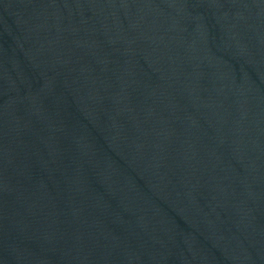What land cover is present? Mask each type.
<instances>
[{
  "label": "water",
  "instance_id": "water-1",
  "mask_svg": "<svg viewBox=\"0 0 264 264\" xmlns=\"http://www.w3.org/2000/svg\"><path fill=\"white\" fill-rule=\"evenodd\" d=\"M0 264H264V0H0Z\"/></svg>",
  "mask_w": 264,
  "mask_h": 264
}]
</instances>
